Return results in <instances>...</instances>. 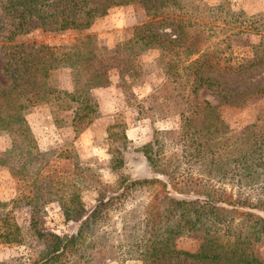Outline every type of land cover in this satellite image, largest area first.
I'll return each mask as SVG.
<instances>
[{"label": "trees", "instance_id": "16d2710c", "mask_svg": "<svg viewBox=\"0 0 264 264\" xmlns=\"http://www.w3.org/2000/svg\"><path fill=\"white\" fill-rule=\"evenodd\" d=\"M132 1L135 0H0V14L9 19L11 28H8L5 37L9 42L15 35H22L38 27L49 31L82 30L89 27L96 16L105 14L111 6ZM137 1L147 18L132 27L130 37L112 48L98 50L96 38L92 34L76 37L73 41L60 45L35 41L4 44L3 47L7 50L3 52L2 69L10 81L7 85H0V130H12L16 135L13 137V146L0 154V162L5 163L7 160L13 163L11 155L19 149V170L15 171H19L20 181L23 182L19 199L37 206L40 197L44 193H50L62 181L61 176L54 174L56 169L49 159H40V152L25 117L29 107L47 101L53 93L56 98L66 101L60 106L73 107V119L89 123L99 111L96 100L90 94L91 89L107 84L112 67L118 70L121 79L124 75L130 79L136 76L139 70L135 60L145 49L156 47L173 55L168 61L169 65L173 64L170 70L172 72H168V75L175 80L184 76V72L186 86L190 81L189 91L178 92L176 100H172L174 105L180 102L182 121L179 128L157 132L170 138L169 140L176 139L183 143V159L193 160L199 165L198 179L193 177L192 172L187 175L185 172L178 173L177 165L172 163L171 157L164 162L155 160L158 150H148L151 149L149 146L147 150H143V154L154 172L161 173L166 179L158 176L142 179L123 177L116 186H97L96 203L87 212L75 184L82 182V178L87 180L86 186L100 182L98 177L88 172V167L83 170L73 163L66 194L62 196L61 192L59 196L66 218L80 219L84 216L81 224L75 234L63 236L36 228L38 237L45 240V247L38 256L31 258L29 264H90V247L99 243L97 250L99 253L103 252L104 244L101 241L106 238L107 233L102 228L107 223L109 211L122 202L130 188L154 184H158L159 188L142 205V220L138 225L129 227L134 231H130L126 238L119 241V245H126L127 251L134 253L143 264H264L252 250L255 242L264 239V216L253 211L254 208L264 209V202L256 204L249 200V196L244 199L242 196L232 198L214 188H206L207 181L225 179L228 172H237L239 186L261 183V173L257 168L264 167V105L257 112L255 122L242 131L247 133H241L242 138L235 143L230 141L233 147L238 143L235 156L226 150L217 152L209 142V134L226 139L225 131L220 128L221 119L209 100H198L196 96L200 85L218 87L219 80L215 74L228 73L232 69L229 65H219L217 59L211 62L213 56H208L206 50L201 51L200 42L210 35L212 22L206 24L191 21L181 13H176L177 8L183 9L181 0ZM170 7L173 10L168 9ZM191 54L199 55L185 64ZM263 60L264 56H260L249 63L256 66ZM60 66L71 69V92L53 88L48 83L49 72ZM241 66L237 70L247 68V65ZM247 74L243 72L242 76L246 81L250 80L253 91H264V75H261V79H255L252 74L246 76ZM185 84L181 83L180 86ZM259 84L261 87H258ZM221 90L223 93L218 94L222 100L227 88ZM158 98L154 97L157 104ZM161 103L163 107H169L166 100ZM260 120L263 123L260 124ZM110 128L111 126L108 127V137H114ZM124 137L125 133L122 131L119 139ZM155 140L159 141L157 137ZM160 140L162 142V138ZM223 147L226 149L227 145L223 144ZM113 151L116 154L111 159L112 168H118L123 165V157L120 150ZM228 155L233 157L230 161ZM204 177L208 179L202 182ZM195 183L199 184L198 188L194 186ZM169 188L183 193L193 189V192L205 196L199 199L178 198L170 193ZM3 204L4 202H0V205ZM2 220L4 224H1ZM7 220H0V239L8 243L21 241L20 226ZM123 221L125 227L126 219ZM199 229L202 230L201 242L195 251L176 246L177 236Z\"/></svg>", "mask_w": 264, "mask_h": 264}, {"label": "rangeland", "instance_id": "374dc122", "mask_svg": "<svg viewBox=\"0 0 264 264\" xmlns=\"http://www.w3.org/2000/svg\"><path fill=\"white\" fill-rule=\"evenodd\" d=\"M181 1L183 9L177 8L176 13H181L184 18L191 21L196 20L206 24L212 22V27L209 29L210 35L205 41L200 42L201 51L206 50L208 56H213L211 62L217 59L219 65L232 66L228 73L215 74L219 80L218 87L208 88L200 85L196 90V96L198 100L207 99L215 106L218 117L221 119L220 128L226 133L225 140L209 134L211 146L217 152L226 150L235 156L238 152V143L236 147H233L230 141L235 143L242 138L241 133H247L242 131L255 122L257 112L264 105V91H253L250 80L246 81L242 76L243 72L248 73L246 76L252 74L255 79H261V75H264V60L256 66H251L249 63L257 57L264 56V0ZM168 9L173 10L171 7ZM145 18L147 17L144 9L140 2L135 0L131 3L111 6L105 14L96 16L92 24L82 30L49 31L38 27L22 35H15L9 42L35 41L60 45L69 43L76 37L92 34L96 38L98 50H102L124 42L131 36L132 27ZM8 28H11L9 19L0 14V85H7L10 81L2 69L3 52L7 50L3 46L9 43L5 38ZM207 28L206 25L205 29ZM198 55H189L185 64ZM172 56L160 48L145 49L135 60L138 63L139 73L131 79L127 75L121 79L118 70L112 67L107 84L93 87L90 91L98 104L99 111L89 123L73 119V107L60 106L66 101L56 98L53 93L49 95L47 101L29 107L25 117L36 148L40 152V159H49L52 167L56 169L54 174L61 176L62 182L57 183L50 193H44L38 200L37 206L34 207L19 199V191L23 186L19 171L15 172L19 170V149L11 155L10 160H13V163L7 160L5 163L0 162V202H4L0 205V220L6 218L14 221L20 226L22 234V240L19 242L8 243L0 239V264L2 262L29 264L31 258L38 256L45 247V240L38 237L36 228L61 236L76 233L84 216L80 219H67L59 196L61 192L62 196L66 194L67 182L72 177L73 163L82 167L83 170L84 167H88V172H92L100 182L86 186L87 180L82 178L83 183L75 184L87 212L96 203L97 186L108 184L116 186L123 177L142 179L158 176L166 179L161 173L154 172L143 154V150H147L149 146L151 149L148 150L153 152L158 150L155 160L164 162L166 158L171 157L172 163L177 165L178 173L185 172L187 175L192 172L193 177L198 179L199 165L193 160L183 159V143L176 139L169 140L170 138L167 139L166 136H161L157 132L162 129L179 128L182 121L180 102L174 105L172 100H176L175 96L178 92L184 90L186 93L190 89V81L187 82V86L184 83L186 77L184 72V76L175 80L173 76L168 75L173 68V64L169 65L168 62ZM241 65H247V68L237 70ZM48 77V83L53 88L69 92L73 90L70 67L54 68L49 72ZM181 83L185 85L181 87ZM258 87L261 85L259 84ZM223 88H227V91L226 96L221 100L220 95L223 93L221 90ZM154 97H159L158 104L154 102ZM163 100L168 102L169 107L168 105L167 107L162 106L161 101ZM160 110L162 112L159 113ZM261 123L263 121L260 120ZM196 124L198 125L199 122ZM109 126L114 132V137H108ZM122 131L125 137L119 139ZM14 135L16 132L12 130H0V154L13 146ZM155 137L159 141H156ZM223 144L227 145L226 149ZM113 150H120L123 157V165L118 168H112L111 159L113 154H116ZM231 155H228L229 161L233 158ZM11 166H14V169H11ZM257 171L261 173L260 184L239 186L237 172H228L222 180L207 181L205 179L208 177H204L201 181H207V189L214 188L232 198L242 196L241 198L244 199L249 196L250 201L260 204L264 202V189L262 188L264 167H258ZM195 184L194 186L198 188L199 184ZM157 185H137L130 188L122 198V202L118 203L119 207L109 211L107 223H102V230L107 233L106 238H102L101 241L104 244L103 252L99 253L97 250L99 243L90 247V264H143L134 253L127 251L126 245H119V241L121 238H126L130 231H134L128 229L129 227L138 225L142 220L141 207L159 188ZM169 190L178 198L199 199L205 196L193 192V189L185 193L172 188ZM222 205L226 206L224 203ZM253 211L264 216V209L254 208ZM123 219L127 222L125 227ZM1 224H4V220ZM201 234V229L189 230L177 236L175 244L178 248L195 251L201 242ZM252 250L264 261V239L255 242Z\"/></svg>", "mask_w": 264, "mask_h": 264}]
</instances>
